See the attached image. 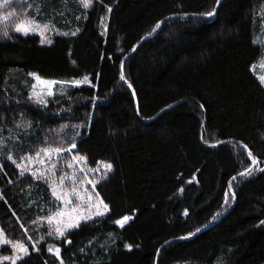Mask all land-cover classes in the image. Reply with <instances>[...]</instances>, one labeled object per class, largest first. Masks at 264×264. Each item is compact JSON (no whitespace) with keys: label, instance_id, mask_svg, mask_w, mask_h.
I'll use <instances>...</instances> for the list:
<instances>
[{"label":"trees","instance_id":"16d2710c","mask_svg":"<svg viewBox=\"0 0 264 264\" xmlns=\"http://www.w3.org/2000/svg\"><path fill=\"white\" fill-rule=\"evenodd\" d=\"M26 1L0 25L1 228L23 241L51 208L47 181L17 167L26 155L75 143L88 169L112 170L96 186L107 215L18 264H264V0ZM29 17L50 44L15 32ZM33 73L67 83L38 98Z\"/></svg>","mask_w":264,"mask_h":264},{"label":"rangeland","instance_id":"374dc122","mask_svg":"<svg viewBox=\"0 0 264 264\" xmlns=\"http://www.w3.org/2000/svg\"><path fill=\"white\" fill-rule=\"evenodd\" d=\"M93 1L94 0H92V2ZM25 2H27V1L26 0H0V11H3L4 13H8L7 15H4L3 17L0 18V25L4 26L3 24L10 22L12 19V16L9 14V12H11V10H13L15 8H22L25 5ZM25 22H27V20L23 21L22 23H25ZM34 23H35V21H34ZM49 32H50L49 28H44L41 26V28L38 29L36 32L30 33L29 35H23V36L26 37V36H30V35H36V36L40 37L42 43L46 45V44H50L51 38H52V37H50ZM18 34H20V33H18ZM261 42L264 43V37L262 38ZM252 69H253L255 76L258 79L260 76H264V53H263L261 59L253 66ZM42 80H44V79H42ZM45 81H47V80H45ZM35 85H36V87H35V89L33 88V92H32L33 94L32 95H34V92L37 94H40L39 96H37L38 98H44L46 96H49V95H47L49 90H51L53 92L54 85H51V87L49 89L48 85L40 84L36 80H35ZM7 148H9V146H7ZM47 148H49V147H47ZM52 148H54V147H52ZM67 149H71V151H62L59 156L53 154L51 159H49L47 156H45L44 153H40V156L37 157L36 154L40 151H37L36 154L26 155V157H24L22 159V161L18 163L20 165V167H18V168H19V171L21 173H25V175H26V173L32 174V176L35 178L43 179V180L47 181L49 187H50V184H54L56 186H59L60 185V178L64 177L63 188L58 187V191H60L61 193L64 190L71 192L72 180L75 179L76 190H77V192L80 193L81 196L84 197V201H83V203H81V201H79L76 198L75 194L73 193L72 195L69 196V199L72 200V205L68 206V210H70L76 204H81L79 214L86 215L87 211H88L87 206L89 203L87 200V196H88V194L98 193L96 190V186L103 180L101 177L103 176V174L106 170L103 168V165H98L100 168V171H89V169L85 166V162H77V161L73 160V157L77 156L74 154V150H76V148L72 149V147L70 146ZM67 155H69V156H67ZM27 157H32V159L29 160V159H27ZM65 157H68V159H66ZM19 160H21V159H19ZM41 160H43L44 163H40ZM52 163L56 164V168L49 171V169H51ZM69 163H71L73 165L72 168L68 167ZM81 168L84 169L83 172L80 171ZM41 172H43V175H40ZM53 172H55V175H53ZM33 173H35V175H33ZM74 173H75V176H73ZM108 173H107V175H108ZM88 180H91V181H93V183H95V189L94 190L92 188V184H89L87 182ZM85 189H86V191H85ZM50 191H51V197H52L51 208L45 211V212H48V215L43 216L42 219H38V221H36L35 224H33L32 230L27 232V235L24 237V240L20 241V242H23L26 247H28L29 253L33 249L32 245H35V249H33V250H36L37 245L39 243H42L44 241H49L51 238L56 239V240H61L64 238V237H58L56 232L54 231V229L56 227L55 222L52 225L48 224L47 218L49 216H52L54 213H57L59 211L65 210L64 203L60 200H57L56 197L52 195L51 188H50ZM93 199L95 200L94 195H93ZM99 199H101L100 195H99ZM92 211L94 212L95 209H92ZM107 213H105V215L102 217L97 216L91 220H87V221L81 220L80 226L84 223H89V222H92L96 219L104 218L107 215ZM77 214L78 213H73V215H77ZM64 219H67V217H64ZM126 223L124 224V226L126 225ZM118 226L121 227L119 224H118ZM0 229H2L1 225H0ZM72 230H75V229H72ZM72 230L66 231L65 236L69 232H71ZM49 231H52V233H53L51 236L48 235ZM4 234H5V232H4ZM5 238L9 241H12L13 243L18 241V240L10 239L6 234H5ZM6 246L10 247L12 249V252H11V254L5 255V256H15L18 254L13 250L11 244L0 243V250ZM53 253H55V251H53ZM19 255L22 256V259L26 257L22 253H19ZM5 256H0V264H5V263L13 264L12 260L3 259V257H5ZM22 259L16 260L15 264H18Z\"/></svg>","mask_w":264,"mask_h":264},{"label":"snow or ice","instance_id":"6c2138e0","mask_svg":"<svg viewBox=\"0 0 264 264\" xmlns=\"http://www.w3.org/2000/svg\"><path fill=\"white\" fill-rule=\"evenodd\" d=\"M78 2L85 8H89L92 5V0H78ZM220 0H216V6H219ZM112 8L108 7L107 8V12L111 13ZM11 15V14H10ZM203 15H206L207 17H213L216 15L215 9H213L212 11H209ZM79 19V17H77ZM44 28H47L48 25H43ZM160 27V23H157L155 26V29H158ZM41 28V24L38 22L34 23V18L33 17H29L27 18V22L25 23H21L16 25L15 27V32L20 33L22 35H29L30 33L36 32L38 29ZM154 29V30H155ZM77 31H79V29H77ZM66 35V33H65ZM72 35L75 36L76 32H72ZM0 38L3 39H11L12 37L10 36L9 32L7 31V29H4L3 31H0ZM34 79L39 82L40 84H46L49 86V89L51 87V85H55V84H63V83H67L66 81H45L42 80L38 75L36 74H31ZM87 77H84V80L87 81ZM121 80H125V77L123 75H121L120 77ZM259 81L262 85H264V76H260L259 77ZM125 82L127 83V81L125 80ZM76 86H78L80 84V81H74L73 82ZM32 87L35 89L36 85H32ZM128 87L131 88L132 85L128 84ZM35 96H39L40 94H37L34 92ZM47 95L51 96L53 95V92L51 90L48 91ZM133 95H135V93L133 92ZM31 98V97H30ZM38 103L40 104H46V101L42 100V99H38L37 100ZM203 107V106H201ZM137 111H139V109H137ZM72 149L76 148V144L73 143L72 144ZM245 148V150L247 151V156L248 158H250L251 160V164L252 166H258L260 161L256 159V157L253 155V152L247 148V145L243 146ZM62 151H71V149H66V150H62L59 147H49V148H41L40 152H38L36 154L37 157L40 156V153H44L45 156H47L49 159H51L52 155L55 154L57 156H59L61 154ZM8 159H12L11 156L8 157ZM27 159L31 160L32 157H27ZM86 157L84 156H74L73 160L77 161V162H86ZM13 163H15V161H13ZM40 163H44L43 160L40 161ZM99 165H103V168L106 170L103 174V176L101 177L102 179H106L107 178V173L110 172L112 170V165L110 163H104L103 161L99 162ZM247 167L246 170L241 171L239 173L240 176L242 177H248L253 173V167ZM17 167H20V165H17ZM69 168H72L73 165L71 163L68 164ZM56 168V164L52 163L51 169H49V171H51L52 169ZM257 170L259 172H264V167H258ZM81 172L84 171L83 168L80 169ZM89 171H100L99 166L95 169H89ZM33 175H35V173H33ZM40 175H43V172L40 173ZM53 175H55V172H53ZM73 176H75V173L73 174ZM233 180L236 179V177L232 178ZM89 184H92V188L93 190L95 189V183H93V181L88 180L87 181ZM98 182V181H97ZM190 182V181H189ZM76 181L75 179L72 180V189L71 192H68L67 190H64L62 193L60 191H58V187L59 188H63L64 185V177L60 178V185L56 186L54 184H50V188L52 190V195L56 197L57 200H60L64 203L65 205V210L63 211H59L57 213H54L52 216H49L47 218L48 220V224L52 225L55 222V229L54 231L56 232L58 237H64L66 239L65 233L68 230H72V229H76L80 226V221L81 220H91L94 217L97 216H104L105 213H107L109 211V205L106 204L102 199H99V194L98 193H93V194H88L87 196V200H88V211L87 214H79L80 213V208H81V204H76L74 207H72L70 210H68V206L72 205V200L69 199V196L72 195L73 193L75 194L76 198L81 201V203H83L84 201V197L80 195L79 192H77L76 187H75ZM86 191V189H85ZM182 191V189H181ZM93 195L95 196V200L93 199ZM233 198H234V194H233ZM0 199H2V197H0ZM225 203H228V200H225ZM92 209H95V211L93 212ZM73 213H78L77 215H73ZM185 215H187V212H185ZM217 215H219V213H217ZM64 217H67V219H64ZM131 219V217L129 216H124L122 219H119L116 221L117 224H119L121 227L124 226V224ZM215 219V218H214ZM262 223H264V221H262ZM197 231H199V229H197ZM52 231L48 232V235H52ZM195 233H193L194 235ZM187 237H181V239H186ZM66 242L68 244H71V240H67ZM0 243H4V244H11L13 250L18 253L15 256H5L3 257V259L5 260H12L13 264H15L16 260L22 259V256L19 255V253H22L24 256H27L29 254V250L28 247L25 246V244L23 242L17 241L15 243H13L12 241H9L5 238V234L4 231L2 229H0ZM33 249H35V245H32ZM53 247L52 245L48 246V251H53ZM129 250H131V246H128ZM38 250V249H36ZM60 253V249L58 247L55 248V254L57 256H59ZM61 264H63V261H61Z\"/></svg>","mask_w":264,"mask_h":264},{"label":"water","instance_id":"95a60500","mask_svg":"<svg viewBox=\"0 0 264 264\" xmlns=\"http://www.w3.org/2000/svg\"><path fill=\"white\" fill-rule=\"evenodd\" d=\"M220 3H221V2H220ZM220 3H219V4H220ZM218 8H219V6H217V9H216V10H218ZM216 12H217V11H216ZM167 20H169V19H167ZM167 20H166V21H167ZM153 36H154V35H153ZM153 36L149 37L148 39L152 38ZM135 49H136V47L134 48V50H135ZM122 75L124 76L123 70H122ZM124 81H125V80H124ZM136 104H137V101H136ZM207 229H208V228H205L203 231H201V232L198 233V234H201L202 232L206 231ZM198 234H197V235H198ZM195 236H196V235H195Z\"/></svg>","mask_w":264,"mask_h":264}]
</instances>
